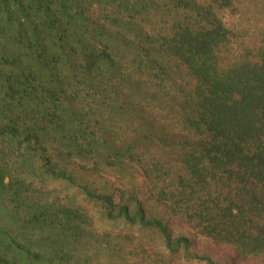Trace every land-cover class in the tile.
I'll return each mask as SVG.
<instances>
[{
    "label": "trees",
    "instance_id": "16d2710c",
    "mask_svg": "<svg viewBox=\"0 0 264 264\" xmlns=\"http://www.w3.org/2000/svg\"><path fill=\"white\" fill-rule=\"evenodd\" d=\"M85 157L133 162L172 218L55 160L101 169ZM248 263L264 264V0H0V264Z\"/></svg>",
    "mask_w": 264,
    "mask_h": 264
},
{
    "label": "rangeland",
    "instance_id": "374dc122",
    "mask_svg": "<svg viewBox=\"0 0 264 264\" xmlns=\"http://www.w3.org/2000/svg\"><path fill=\"white\" fill-rule=\"evenodd\" d=\"M258 16V12H251L249 15L250 18L248 25H250L253 30H255V26L253 25L252 21H255V18ZM240 23L243 28H245V26L247 25V22ZM55 160L61 166V168L67 169L68 172L74 175L80 182L87 183L92 188H99L107 192H113L119 191L118 185L120 183H124L127 186L133 187L134 189L139 190V192L141 193L142 200L151 216L164 222H167L172 218L170 209L163 202L158 200H151L148 197L147 190L144 187L142 177L140 176V170H136L133 162L126 161L116 165L114 168H105L104 162L99 160L98 158L89 159V157H85L84 160H95L98 162L97 165L101 167L99 171L88 173V171L78 167L76 164H69L67 162H64L62 159ZM184 233L187 236L191 237L193 240L198 238V236H195L192 230H186L184 231ZM201 240H204L205 242L209 241L208 238L199 236L198 242H200L201 247H203L202 243L206 244L205 242L201 243ZM205 249L207 250L206 246Z\"/></svg>",
    "mask_w": 264,
    "mask_h": 264
}]
</instances>
